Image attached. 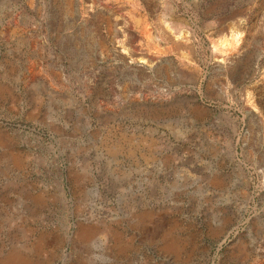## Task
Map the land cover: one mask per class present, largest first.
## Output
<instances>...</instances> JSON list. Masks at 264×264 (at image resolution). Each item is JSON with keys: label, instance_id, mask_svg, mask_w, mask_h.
Instances as JSON below:
<instances>
[{"label": "rangeland", "instance_id": "1", "mask_svg": "<svg viewBox=\"0 0 264 264\" xmlns=\"http://www.w3.org/2000/svg\"><path fill=\"white\" fill-rule=\"evenodd\" d=\"M13 253L264 264V0H0Z\"/></svg>", "mask_w": 264, "mask_h": 264}, {"label": "bare ground", "instance_id": "2", "mask_svg": "<svg viewBox=\"0 0 264 264\" xmlns=\"http://www.w3.org/2000/svg\"><path fill=\"white\" fill-rule=\"evenodd\" d=\"M165 29V28H164ZM163 53V52H162ZM164 56V55H163ZM162 58V57H161ZM226 58V57H225ZM158 60L157 57H155L154 61ZM83 231V230H82ZM78 238L81 242H83L84 244H88L92 238H93V231L91 229H87V230H84L83 232L79 233L78 234ZM173 245V244H172ZM20 256L17 255V253H13L11 254L10 256H8L7 258H5L2 263L3 264H14L16 261H18V258ZM22 259V258H21ZM24 260V259H23ZM15 261V262H14ZM20 262V260H19ZM22 263V262H20ZM19 263V264H20ZM23 264V263H22Z\"/></svg>", "mask_w": 264, "mask_h": 264}]
</instances>
